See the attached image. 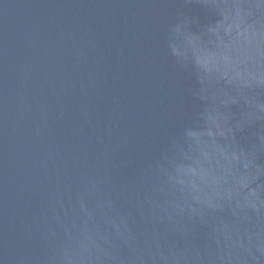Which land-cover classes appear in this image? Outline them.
Segmentation results:
<instances>
[{"label": "water", "instance_id": "95a60500", "mask_svg": "<svg viewBox=\"0 0 264 264\" xmlns=\"http://www.w3.org/2000/svg\"><path fill=\"white\" fill-rule=\"evenodd\" d=\"M0 264H264V0H0Z\"/></svg>", "mask_w": 264, "mask_h": 264}]
</instances>
